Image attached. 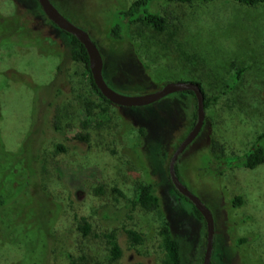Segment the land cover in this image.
Here are the masks:
<instances>
[{
    "label": "rangeland",
    "instance_id": "rangeland-1",
    "mask_svg": "<svg viewBox=\"0 0 264 264\" xmlns=\"http://www.w3.org/2000/svg\"><path fill=\"white\" fill-rule=\"evenodd\" d=\"M15 1L0 0V14L11 15L20 3ZM132 1L52 0L95 42L111 88L140 94L169 81L201 82L209 99L204 123L178 157V176L213 212V263L264 264V161L227 168L220 176L204 167L212 142L225 155H241L264 130V1L155 0L150 9L168 20L162 31L135 21L114 28L120 36L112 34L123 23L118 12ZM23 2L35 9V1ZM47 26V40L61 45L63 29ZM59 53L0 44V264H162L164 228L180 241L184 263L202 264L205 221L168 176L169 158L195 120L194 95L180 90L148 105L106 102L83 63H65L57 75ZM238 68L245 70L229 89ZM86 101L90 128L98 121L111 129L110 145H98L94 133L90 142L74 137ZM46 167L56 171L67 201L44 179ZM142 183L152 184L160 198L154 211L129 204ZM236 196L243 199L238 206ZM67 207L115 230L118 259L99 240L72 229L68 216L59 218ZM122 225L139 230L142 242L131 245Z\"/></svg>",
    "mask_w": 264,
    "mask_h": 264
},
{
    "label": "trees",
    "instance_id": "trees-1",
    "mask_svg": "<svg viewBox=\"0 0 264 264\" xmlns=\"http://www.w3.org/2000/svg\"><path fill=\"white\" fill-rule=\"evenodd\" d=\"M15 1V0H14ZM20 2L19 4L16 3ZM16 7L14 12L11 15L8 16H2L0 14V44L5 42H16L19 44H32L34 45L39 52L41 53H47L52 47L57 53H59V48H56V45H59L61 47L62 45V53L60 54L61 57V63L58 66V72L61 71L62 66H64L65 63L69 64L72 61H77L83 63L88 71V74L90 76V83L93 87V89L100 95L103 100L106 102L108 101L106 98H104L101 93L96 88L93 77L91 74V70L89 67L88 62V55L84 48V46L77 40V37L69 32H65L66 39L61 40L62 44L60 45L56 41L54 43L49 42L47 40V32L49 31V28L47 26V23H50L52 25H55L48 17L44 14V10L42 11L40 5L38 4L37 0L35 1V9H30L27 7L26 4H24V0H16ZM155 0H133L131 4L118 13L121 15L123 20V25L121 23H117L116 26L112 29V34L116 35L114 28H120L124 27L126 25L131 24L135 21H142L145 22L147 25L154 28L156 31H162L167 24V17L162 14L160 11H153L150 9V4L154 2ZM176 2H193L196 0H172ZM198 1H205V0H198ZM242 3H250V4H257L260 2H263L264 0H236ZM34 11V12H33ZM120 34H117V36H120ZM58 47V46H57ZM244 68H238L236 69L235 73L232 74L231 79L232 81L229 82L228 88L232 89L233 86L236 84V82L241 78ZM194 80V79H192ZM204 94V105L205 107L208 105V97L205 93V89L202 86L201 82L199 80H196ZM61 87H57L55 93H59L61 91ZM188 92H191L190 90H185ZM192 93V92H191ZM193 94V93H192ZM91 103L89 101L84 102L85 107V115L79 122L80 130L75 132L74 137L80 141L84 142H90L93 138V133L95 134L96 142L98 145H110L112 143L113 137H112V130L106 129L100 125L98 121H96V126L92 129L90 128V121L93 117L92 112L90 111ZM52 121L53 126L55 128H58V118H59V111L57 109L54 110V114H52ZM195 117V113H194ZM195 121V120H194ZM139 128L141 129V132L146 135V129L143 125H139ZM91 129V130H89ZM59 147L61 149L64 148L62 144H59ZM222 146L219 142L214 141L212 142L211 149L204 153L205 156V162L204 167L207 169V172L212 173L213 175L220 176L223 174V172L227 168L237 167V166H243L246 168L254 167L264 161V130L257 136V139L255 142L251 145V148L248 149L246 152H244L241 155H225L222 152ZM110 163V160L108 159L106 161V165ZM47 170V167H46ZM176 170L178 174L177 169V163H176ZM57 173L53 168H49L46 172V175L44 176V179L49 184V187L58 194L61 195V198L68 200L67 194L65 191H63L62 188H59V186L56 185V181L58 180ZM55 180V182H54ZM54 182V183H53ZM57 186V187H56ZM174 189V188H173ZM174 191L179 195L182 199H185L190 203V205L193 208L194 213L198 216V218H203L202 213L200 210L195 207L194 203L187 198L186 196L180 195L175 189ZM5 203L4 199L0 198V206H2ZM233 203L238 206L243 203L242 196H236L234 198ZM129 204L133 207H137L138 205L143 207L146 211H154L156 210L160 205V198L154 193V187L152 184H140L138 186L137 192L135 194V197L129 200ZM63 214V213H62ZM62 216V215H61ZM65 216H68V221L71 222L72 229H75L76 232H80L83 237H90L99 240V245L106 248L108 247V250L110 254L112 255L113 259H118V257L121 255V247L118 241L115 237V230L111 229L106 226H101L98 222H92L86 218V216L81 215L79 216L78 212L70 207L66 208V212L64 213V216L59 217L61 220L65 218ZM124 228L123 230L126 233L127 240L131 245L139 244L143 240V236L141 232L135 228L127 227L125 225H122ZM164 233V240H163V260L161 261L162 264H186L184 263L183 256H182V250H181V244L180 241L177 239V237L174 234H171L169 230L164 228L162 230ZM244 239L241 238L239 242L243 241ZM212 264V258H211ZM132 264H142L140 262H133Z\"/></svg>",
    "mask_w": 264,
    "mask_h": 264
},
{
    "label": "water",
    "instance_id": "water-1",
    "mask_svg": "<svg viewBox=\"0 0 264 264\" xmlns=\"http://www.w3.org/2000/svg\"><path fill=\"white\" fill-rule=\"evenodd\" d=\"M44 14L56 26L66 32L72 33L77 37V40L84 46L87 55L89 67L93 77V82L101 93V95L110 102H114L123 106L148 105L164 96L180 92V90H190L195 97V121L192 128L182 139L176 149L172 152L168 161V176L173 188L182 196L189 198L203 215L205 221V244L202 255V264H211L213 243H214V215L211 208L201 199L199 195L192 192L184 183L181 182L177 170L176 163L182 151L197 137L202 129L205 118L204 94L200 84L196 80H178L169 81L162 85L159 89L140 94H124L114 88H111L104 78V61L100 51L92 40L90 35L74 22L64 16L52 0H37Z\"/></svg>",
    "mask_w": 264,
    "mask_h": 264
}]
</instances>
